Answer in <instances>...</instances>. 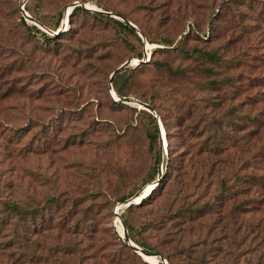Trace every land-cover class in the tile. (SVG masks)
<instances>
[{
    "label": "rangeland",
    "instance_id": "obj_1",
    "mask_svg": "<svg viewBox=\"0 0 264 264\" xmlns=\"http://www.w3.org/2000/svg\"><path fill=\"white\" fill-rule=\"evenodd\" d=\"M23 3L0 0V264L261 257L264 247H247L252 223H264V154L253 156L264 141V0ZM75 3L114 17L70 15ZM113 81L130 102H117ZM142 110L164 131L161 174L159 142L150 145L153 126ZM163 122L178 155L172 162ZM212 137L222 154L199 148ZM222 178L233 194H222ZM121 222L129 240L157 258L132 251Z\"/></svg>",
    "mask_w": 264,
    "mask_h": 264
},
{
    "label": "trees",
    "instance_id": "obj_2",
    "mask_svg": "<svg viewBox=\"0 0 264 264\" xmlns=\"http://www.w3.org/2000/svg\"><path fill=\"white\" fill-rule=\"evenodd\" d=\"M78 12H82V13H85V14H89L90 13L89 10H86L83 7L77 6V7L73 8V10H72V12H71L70 15L76 14ZM94 14H95V12H94ZM25 21L22 19V23L26 27V22ZM116 23L119 26H121L122 28L126 29L132 35H135L136 36L135 30L131 26H129L128 24H126L125 22H123V21L122 22L121 21H116ZM33 28H36V27H33ZM137 38L139 39V37H137ZM212 59L215 60V61H221V57L220 56L219 57H216V56L213 55L212 56ZM230 80L231 79H229V81ZM112 84H113V88H114L115 93L120 98H124L125 96H127L119 87L116 86L115 81H113ZM140 101H141V103L146 104L145 101H142V100H140ZM152 108L154 109V107H152ZM141 112H142L143 115H145V116L148 117L149 122L153 126V130L152 131H148L147 137L149 139L150 145H153V144L155 145V144H157V142H159V138H160V133H159V127H158L157 119H156L155 115L147 112L146 110H142ZM231 114H235V108H233V107L231 109ZM160 119L162 120V118H160ZM248 120H249V122H252L253 125H255V124H257L258 118H257V116H254L252 118H249ZM162 124H163L164 130H165L166 138H167V142H168L167 149H168V153H169V158H171V162H172V161H174L175 158H177L178 155L173 156L174 153L172 152V149H171V136H170V131L168 130L167 125L164 122ZM199 148H202L203 152H205V153L206 152H209L212 155H217V154H222L223 153L222 151L224 149V145H223V142L222 141H219V140H217L215 138L213 139V137H212V140L209 141V142L208 141H201ZM261 154H264V141L260 144V146L258 147V149L254 151V155L253 156L254 157H262ZM198 155H199L198 153H193V154L190 155V157L192 159V158H194L195 156H198ZM156 166H157V161H156ZM263 176L264 175H262V177ZM228 182H229V179L228 178L218 179L217 184H218L219 189L221 190L222 194H225V192H229L228 193L229 195L234 193L233 192L234 189L233 188H229L230 186H233V185H230L229 186L228 185ZM262 184H264V182H262ZM262 188H264V187H262ZM260 194L261 193H258V195H260ZM252 196H256V195L253 194V195H251V197ZM128 198L129 197L122 198L120 202H125ZM143 201L144 200H142V202ZM257 201L258 200L255 197H252L250 199V201L248 202L249 203V206L252 209H254L256 207L255 205H256ZM215 203H216V201H215ZM215 203L213 202L212 205H215ZM130 207L131 206H129V208ZM14 208L16 209V207H14ZM199 210H201V208H199V209H189V212L190 213H197V212H199ZM262 232H264V223H262V224L252 223V228L249 230V235L252 238H251V240L249 242V245L247 247V250L249 248H251L249 253L256 254V252L258 250H262L263 249V247H264L263 246L264 241H263V237H261V233ZM259 238H260V241H259ZM257 242H259V244H257ZM250 244H251V246H250ZM254 245H256V246H254ZM240 246H242V243H240L238 245V247H240ZM141 250L146 255H155V256H158L159 255V253H157L156 251H148V250H146L144 248H142ZM248 264H264V254L261 257H257V259L255 260V262L248 263Z\"/></svg>",
    "mask_w": 264,
    "mask_h": 264
},
{
    "label": "water",
    "instance_id": "obj_3",
    "mask_svg": "<svg viewBox=\"0 0 264 264\" xmlns=\"http://www.w3.org/2000/svg\"><path fill=\"white\" fill-rule=\"evenodd\" d=\"M26 1H28V0H24V3H23V5L25 4V2ZM78 6V4L77 3H75V4H73V6H72V9L73 8H75V7H77ZM80 7H83L84 9H86V10H89V11H91V12H95V13H99V14H102V15H104V16H109V17H114L113 16V14L112 13H110V12H105V11H100V10H97V9H94V8H88V6H85V5H79ZM21 13H22V16L25 18V19H27V20H29V21H31V22H34L33 21V18L32 17H30L26 12H25V10L23 9V7L21 8ZM123 22H125L126 24H128L129 26H131L134 30H136V28L135 27H133L125 18H122V17H119ZM138 35H139V37H142V35L138 32ZM130 62L129 61H126L124 64H122L121 66H119L114 72H113V74L111 75V77H110V83L112 82V80H113V77L119 72V71H121L123 68H126V67H128V66H130ZM131 101V99H129V98H127V97H124V98H118V100H117V102H123V103H126V102H130ZM137 102V101H136ZM138 103V105H141L144 109H146V110H148V111H151V107L149 106V105H147V104H143V103H141V102H137ZM155 117H156V119H157V123H158V127H159V133H160V138H159V146H160V153H159V163H158V174H161V165H162V159H163V151H162V149H163V138H162V136H161V122H160V120H159V118H158V116L155 114ZM132 201H133V199H130V200H126L125 201V203H127V206H129V205H131V203H132ZM137 203V202H136ZM116 214V216H118L117 215V213H115ZM121 225H122V235H123V239H124V241H125V243L127 244V246L130 248V249H132L135 253H137V254H139L140 256L141 255H145V256H148V255H146L144 252H142V250L138 247V246H136V245H134L130 240H129V238H128V233H127V230H126V228H125V226H124V224H123V222H121ZM142 257V256H141ZM156 257V256H155ZM157 259H159V262L160 263H162V264H167V262L162 258V257H158Z\"/></svg>",
    "mask_w": 264,
    "mask_h": 264
},
{
    "label": "bare ground",
    "instance_id": "obj_4",
    "mask_svg": "<svg viewBox=\"0 0 264 264\" xmlns=\"http://www.w3.org/2000/svg\"><path fill=\"white\" fill-rule=\"evenodd\" d=\"M88 7H90V8H94V7H91V6H89V5H87ZM94 9H97V8H94ZM70 11H71V8H69L68 9V11H67V14H69L70 13ZM146 45H147V43H146ZM111 94H112V96L114 97V98H116L117 99V96L115 95V93L113 92V91H111ZM161 136H163V139H164V144H165V146H166V143H165V137H164V131H163V128H162V126H161ZM148 191H146L145 192V194L147 193ZM149 192H150V190H149ZM144 194V195H145ZM138 198L136 199V201L138 202ZM122 227V226H121ZM121 232H122V230H121ZM135 245V244H134ZM145 260L146 259H153V258H157V257H154V256H145V255H141ZM159 261V260H158ZM162 264V263H161Z\"/></svg>",
    "mask_w": 264,
    "mask_h": 264
}]
</instances>
